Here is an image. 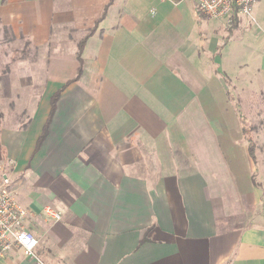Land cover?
I'll use <instances>...</instances> for the list:
<instances>
[{"label": "crops", "instance_id": "1", "mask_svg": "<svg viewBox=\"0 0 264 264\" xmlns=\"http://www.w3.org/2000/svg\"><path fill=\"white\" fill-rule=\"evenodd\" d=\"M253 16L0 0V166L46 264H264V0Z\"/></svg>", "mask_w": 264, "mask_h": 264}, {"label": "built area", "instance_id": "2", "mask_svg": "<svg viewBox=\"0 0 264 264\" xmlns=\"http://www.w3.org/2000/svg\"><path fill=\"white\" fill-rule=\"evenodd\" d=\"M179 3L183 0H162ZM198 8L212 19H226L231 24L233 14L254 18V6L258 0H194ZM20 180L12 179L0 166V258L15 249L31 257L33 264H46L37 253L39 238L27 224L29 217L38 214L18 199ZM44 215L52 222L63 218L61 210L50 205L43 208Z\"/></svg>", "mask_w": 264, "mask_h": 264}, {"label": "trees", "instance_id": "3", "mask_svg": "<svg viewBox=\"0 0 264 264\" xmlns=\"http://www.w3.org/2000/svg\"><path fill=\"white\" fill-rule=\"evenodd\" d=\"M106 11H107V8L104 10L102 16L97 19L96 24H95L94 28L90 31V33L94 32L96 30V28L98 27L99 23L105 18ZM237 17H238L237 13L233 14V17H232V20H231V24H230L231 27H233L234 21L237 19ZM85 42H86V38H84L83 40H81L80 41V44H79L78 58H79L80 66L78 68V71H77V75L75 77V80H77L81 76L82 71H83V58H82V53H83V49H84ZM60 95H61V90L58 91V92H56L52 96V100H51L52 108H51L50 117H49V120H48V122L46 123V125L44 127V130L42 132V135L40 136V139L38 141V146H40L43 143V141L45 140V138L47 136L48 128H49V124H50V120H51V118H52V116H53V114H54V112L56 110L57 102H58V100L60 98ZM248 141H249V144H250V154H251L252 158L255 159L254 144H253V142H252L251 139H248Z\"/></svg>", "mask_w": 264, "mask_h": 264}, {"label": "rangeland", "instance_id": "4", "mask_svg": "<svg viewBox=\"0 0 264 264\" xmlns=\"http://www.w3.org/2000/svg\"><path fill=\"white\" fill-rule=\"evenodd\" d=\"M247 95L248 96H250L249 95V91H247ZM263 105V104H262ZM248 106H250V108L249 109H253V108H255V107H253L254 106V101H248ZM257 109H258V107H256ZM264 135V134H263ZM247 136L249 137V134H247ZM253 137V135H252V133H250V138H251V140H252V142H253V144H254V137Z\"/></svg>", "mask_w": 264, "mask_h": 264}]
</instances>
